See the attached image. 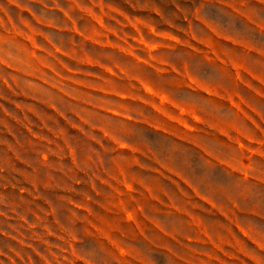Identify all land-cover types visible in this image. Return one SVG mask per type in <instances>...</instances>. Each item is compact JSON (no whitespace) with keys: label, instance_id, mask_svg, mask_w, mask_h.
Returning a JSON list of instances; mask_svg holds the SVG:
<instances>
[{"label":"rangeland","instance_id":"obj_1","mask_svg":"<svg viewBox=\"0 0 264 264\" xmlns=\"http://www.w3.org/2000/svg\"><path fill=\"white\" fill-rule=\"evenodd\" d=\"M0 264H264V0H0Z\"/></svg>","mask_w":264,"mask_h":264}]
</instances>
